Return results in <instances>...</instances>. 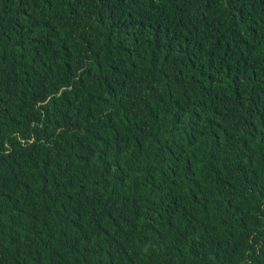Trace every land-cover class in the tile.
<instances>
[{"label": "trees", "instance_id": "16d2710c", "mask_svg": "<svg viewBox=\"0 0 264 264\" xmlns=\"http://www.w3.org/2000/svg\"><path fill=\"white\" fill-rule=\"evenodd\" d=\"M0 264H264V0H0Z\"/></svg>", "mask_w": 264, "mask_h": 264}]
</instances>
